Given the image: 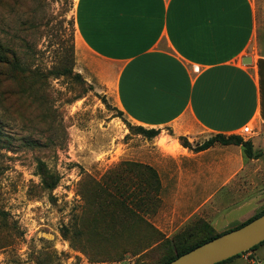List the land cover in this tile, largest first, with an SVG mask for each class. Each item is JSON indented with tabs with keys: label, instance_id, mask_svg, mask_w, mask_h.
<instances>
[{
	"label": "rangeland",
	"instance_id": "1",
	"mask_svg": "<svg viewBox=\"0 0 264 264\" xmlns=\"http://www.w3.org/2000/svg\"><path fill=\"white\" fill-rule=\"evenodd\" d=\"M76 1L0 0V44L45 75L0 77V264H161L167 238L144 217L159 203L154 167L128 160L142 155L146 137L76 67ZM260 23L264 80V14ZM255 130L264 147V115ZM41 163L55 187L42 181ZM228 190L214 204L233 208V218Z\"/></svg>",
	"mask_w": 264,
	"mask_h": 264
},
{
	"label": "crops",
	"instance_id": "2",
	"mask_svg": "<svg viewBox=\"0 0 264 264\" xmlns=\"http://www.w3.org/2000/svg\"><path fill=\"white\" fill-rule=\"evenodd\" d=\"M263 14L264 0L75 3L79 72L102 87L130 123L161 129L158 136L146 137L142 155L128 160L158 172L159 203L146 209L144 217L166 238L197 216L226 229L246 222L264 206L261 200L242 210L264 193L263 156L248 158L236 144L196 152L177 137L196 143L215 133L239 134L252 140L255 152L264 153L258 137L242 132L246 125L259 127L263 121V56L258 53ZM247 56L251 63L244 62ZM217 181L222 182L216 186ZM228 187L226 195L239 211L233 218V208L214 204ZM253 262L264 264V244L223 264Z\"/></svg>",
	"mask_w": 264,
	"mask_h": 264
},
{
	"label": "trees",
	"instance_id": "3",
	"mask_svg": "<svg viewBox=\"0 0 264 264\" xmlns=\"http://www.w3.org/2000/svg\"><path fill=\"white\" fill-rule=\"evenodd\" d=\"M28 72V73H27ZM36 71H30L27 70L20 60L19 55L16 51L5 47L4 44H0V77L2 81H15L19 76H24L25 74H28V76H45L43 74H36ZM61 74V73H60ZM80 74V73H79ZM4 91V90H3ZM120 115L123 114L122 111H119ZM127 125L132 133L140 134L147 138H153L158 136L161 133V129H155V128H146L141 125H133L130 122H127ZM170 132L174 135L173 131L170 129ZM180 140L181 144L187 148H190L196 152L206 150L210 147H212L215 144H222V145H229V144H236L241 145L243 147V151L246 157L248 158H258L262 155H264L263 151L255 152L254 144L251 139H245L239 134H224V133H215L211 135L208 139H206L203 142H196L191 143L187 136H177ZM43 164L41 163L42 168V181L46 185L47 188H53L58 183V178H54L50 176L45 169H43ZM140 165V164H139ZM146 168L149 169V166L146 165ZM154 172L155 176V192L158 194L159 188H160V179L158 177L157 172L155 169L151 168ZM264 214V209H261L258 213H256L253 217H251L246 222L236 226L235 228H239L243 226L244 224L248 223L249 221L253 220L254 218ZM153 225H151L152 227ZM154 228V227H153ZM231 228L225 232H228L232 229ZM217 233L213 227V225L207 221L206 219H198L194 224H188L185 228H183L181 231L176 233L171 238H167L164 242H166V246H169L170 252L167 255V257L164 259L161 264H166L180 255L192 250L193 248L225 233ZM204 236L196 239V235L203 234ZM264 241L260 244L254 246L253 248L249 249L248 251L255 250L259 246L263 245ZM246 251V252H248ZM245 253V252H243ZM242 254V253H241ZM241 254H238L236 256H233L227 260H224L222 262H219L217 264H223L228 260H231L235 257L240 256Z\"/></svg>",
	"mask_w": 264,
	"mask_h": 264
},
{
	"label": "water",
	"instance_id": "4",
	"mask_svg": "<svg viewBox=\"0 0 264 264\" xmlns=\"http://www.w3.org/2000/svg\"><path fill=\"white\" fill-rule=\"evenodd\" d=\"M251 63V56L244 58ZM264 241V214L225 232L166 264H217L248 251Z\"/></svg>",
	"mask_w": 264,
	"mask_h": 264
},
{
	"label": "built area",
	"instance_id": "5",
	"mask_svg": "<svg viewBox=\"0 0 264 264\" xmlns=\"http://www.w3.org/2000/svg\"><path fill=\"white\" fill-rule=\"evenodd\" d=\"M243 133L253 136L256 133L255 126L253 124H248L243 128ZM253 264H257L256 262H253Z\"/></svg>",
	"mask_w": 264,
	"mask_h": 264
}]
</instances>
